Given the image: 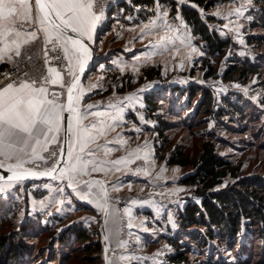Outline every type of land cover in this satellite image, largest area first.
Listing matches in <instances>:
<instances>
[{
	"label": "rangeland",
	"instance_id": "obj_1",
	"mask_svg": "<svg viewBox=\"0 0 264 264\" xmlns=\"http://www.w3.org/2000/svg\"><path fill=\"white\" fill-rule=\"evenodd\" d=\"M120 1L93 0L92 11L100 19L92 23L86 37L94 48L95 62L81 90L87 87L86 79L91 77L89 85L99 88L95 91L98 103L127 97L134 100L136 110L142 111V120L146 123L144 162L137 160L133 167L138 170L142 166L140 171L147 178L145 186L149 197H160L175 208L165 223L173 222L177 232L180 209L177 206L191 199L200 201L201 197L194 194V186L180 181L194 168L168 162L175 147H183L189 156L197 157L203 142L213 139L219 153L238 167L239 177H260L264 181V0L218 1L207 12L201 9L205 18L211 16V28L231 39L223 54H209L205 43L193 34L181 12H172L171 3L157 0L146 9L131 6V0H124L130 4V8L125 9L117 5ZM29 2L33 12L37 13L35 0ZM23 45L19 44L20 53ZM9 50L13 61L17 49L12 45ZM66 56L70 84L81 60L78 54L71 52ZM236 62L252 63L257 70L246 77L236 73L234 78L226 79L231 64ZM211 68L215 70L213 74L209 73ZM147 69L155 76L149 78L145 73ZM191 84L212 90L214 103L209 110L203 107L201 91L188 99L187 94L172 90L175 85L187 88ZM147 95L157 104L156 109L149 108ZM47 98L51 100L48 95ZM224 98L239 100L243 116L232 118L228 110L218 114V109L226 108ZM56 104L64 105L65 102ZM131 118L134 125H140L135 117ZM159 120L166 123L161 135ZM53 135L48 133L47 141L40 136L39 144L30 140L23 152L19 151L22 145L6 150L10 153L9 158L0 155V162L8 166L21 162L22 167L28 169L49 168L59 155L62 124L60 132L55 134L57 142H51ZM33 147L43 160L33 154ZM45 148L48 150L44 151ZM52 152L57 155L50 158ZM61 170L50 180L0 179V188H3L0 191L1 208L6 210L5 215H0V228L29 247V252L20 260L9 259L0 251V264H109L110 257H106L104 250L94 249L96 241L103 245L99 237L102 227H91L94 232L91 242L59 243L67 223L64 221V174ZM239 177L228 174L215 189L235 185ZM137 192V189L123 188L110 195V201L121 206ZM146 218L150 219L149 216ZM30 220L41 226L37 225L32 231L23 230ZM191 230L193 234H200L206 228L196 225ZM254 230L244 229L234 239L220 241L215 238L200 247L191 244L189 264H264V240ZM156 245L163 257L174 252L164 238ZM111 252L112 256L117 254L114 250Z\"/></svg>",
	"mask_w": 264,
	"mask_h": 264
},
{
	"label": "crops",
	"instance_id": "obj_2",
	"mask_svg": "<svg viewBox=\"0 0 264 264\" xmlns=\"http://www.w3.org/2000/svg\"><path fill=\"white\" fill-rule=\"evenodd\" d=\"M32 17L35 20L36 13L33 10ZM47 27L52 30L51 24H47ZM16 30L19 31V36L12 33L0 35V63L15 61L16 58L11 61L13 55L9 52L12 45L16 47L17 44H25V40L28 42L37 39L48 40L49 35L52 37L56 34L54 30L46 33L38 22L23 23V27ZM31 32L36 34L34 40L28 35ZM78 56L81 60L78 63L79 69L82 61L88 59L82 54ZM72 58L70 55V59ZM72 63L76 66L75 60ZM50 68L55 67L50 66ZM63 77L61 73V80ZM50 78H55L54 74L50 73ZM90 78L86 79L87 87L83 90L81 87L84 79L82 80L76 93L79 99H75L73 105L76 113H71L69 118L72 128L69 147L71 145L73 156L79 155L86 167L77 166L76 171H68L75 164V160L67 155L63 166L64 221H67L64 227L73 223H81L89 229L102 227L99 237L102 239L106 257H110L109 264H164L166 257L162 256L163 253L156 244L161 238H164L165 243H169L166 241L167 237L174 235L176 227H173V222L168 221L166 224L165 221L175 208L169 201L166 202L160 197H149L148 188L145 186L147 178L140 171L142 166L138 170L133 167L137 160L144 162L143 139L146 123H143L142 111L136 110L134 100L127 97L98 103L95 91L99 88L89 85ZM20 83L13 86L18 87ZM40 86L43 85H34V87ZM77 113L81 117L80 125L76 123ZM131 117H135L140 125H134ZM62 127L64 128L63 120ZM78 128L86 129V135L90 138L83 152L80 151L81 144L77 141ZM81 135L85 133L81 131ZM17 146L21 145L17 144L15 148ZM14 152L16 151L12 153ZM116 161L119 163H115ZM94 168L96 170H93ZM123 188L137 189L138 192L133 194L124 205L111 202L110 195ZM185 204L180 203L177 209H183ZM112 250L117 254L112 256Z\"/></svg>",
	"mask_w": 264,
	"mask_h": 264
},
{
	"label": "trees",
	"instance_id": "obj_3",
	"mask_svg": "<svg viewBox=\"0 0 264 264\" xmlns=\"http://www.w3.org/2000/svg\"><path fill=\"white\" fill-rule=\"evenodd\" d=\"M157 0H131V6H140L148 9ZM171 3L172 12L180 11L186 23L191 27L192 32L205 43L209 54H223L230 46L231 39L222 37L215 29H212L209 20L203 11H209L218 1L226 0H158ZM119 7L130 8V4L124 0L118 2ZM149 13V12H148ZM257 67L249 62L244 64L232 63L231 69L226 74V79H232L236 73L244 75L253 73ZM214 68L210 69V74L214 73ZM149 78L155 76L151 69L146 70ZM173 91L181 95L187 94L188 99H193L198 91H201L203 107L209 110L214 103V95L210 88L191 84L187 88L178 85L172 87ZM149 108L156 109V103L146 96ZM226 103L216 112L224 114L228 110L230 117H242L244 112L240 107L239 100L224 98ZM159 135L164 133L166 126L164 121L159 120ZM168 162L181 166L191 165L194 170L181 178V182L195 187L194 194L201 197L198 200H189L183 209L178 210L179 230L174 235L167 237V241L174 248V252L167 256L164 264H189V252L191 244L200 247L207 245L209 240L237 238L244 229H255L264 240V181L260 177H239V169L230 160L223 157L213 139H206L202 144V150L197 157L189 156L183 147H175L168 157ZM230 174L239 177L237 184L225 188L215 189L225 176ZM0 201V215H5L6 210L2 209ZM39 222L30 220L25 223L23 230H34ZM205 226L204 233L193 234V226ZM94 232L81 223L67 225L61 233L60 244L70 245L73 241L81 240L91 242ZM185 236L187 238H185ZM94 249L103 250L102 243L96 241ZM93 249V248H92ZM91 249V250H92ZM28 245L24 242L11 238L0 228V251L9 259L20 260L29 251Z\"/></svg>",
	"mask_w": 264,
	"mask_h": 264
},
{
	"label": "snow or ice",
	"instance_id": "obj_4",
	"mask_svg": "<svg viewBox=\"0 0 264 264\" xmlns=\"http://www.w3.org/2000/svg\"><path fill=\"white\" fill-rule=\"evenodd\" d=\"M35 7L37 13L35 20H33L32 9L28 4V0H0V35L12 33L19 36L20 33L16 28L23 27V23L38 22L43 26V30L46 33H50L52 30L55 31L56 41L59 42V46L63 48L66 54L71 52L73 55L82 54L87 56L88 48L83 41L71 36H65L61 29L70 28L72 32L79 33L81 36L88 34L92 23L100 19L92 11L93 0H35ZM53 13L55 14V20H59V23H56L54 19H50ZM47 24L52 25V30L47 27ZM28 35L33 40L36 38L35 32H31ZM49 42H52L51 35H49ZM24 43H28V41L25 40ZM69 45H71V48ZM19 47V44H17L16 56L21 54ZM45 54L47 55V53ZM56 59L60 60L61 57L57 56ZM80 68L83 71L82 63ZM48 71L54 74L55 77L50 81L52 84L61 81V73L59 71L55 68H49ZM44 81L45 83L49 82V78L44 77ZM35 84V80L31 84L26 81L21 82L18 87H14L13 84L9 83L0 90V155H4L6 159L10 155L6 150H12L19 144L22 145L19 151L23 152L29 146L30 140L34 139L35 143L39 144V137L44 136L47 141L48 133H54L51 137V142H57L55 134H58L61 130L63 111L67 110L76 113V109L73 107L74 97L72 94L73 89L77 86L76 81L68 88L66 109L64 105L56 104L54 100L47 98L48 90L46 87H34ZM75 99H79V97ZM76 123L77 125L81 124V117L78 113L76 114ZM93 127L95 126L93 125ZM68 131H72L71 126H69ZM81 131L85 135L82 136ZM86 134V129L78 128L77 141L81 144V152L84 151V147L87 146L90 140ZM47 150V148L44 149V151ZM32 151L38 159H44L42 155L36 153L35 147L32 148ZM61 152H63V149H61ZM56 155L55 152H52L50 153V158ZM67 155L75 160V164L68 171H76L77 166L86 167L79 155L73 156L71 145ZM115 163H119V161ZM0 167H3L2 162H0ZM21 167V162L10 166V170H13V176L9 179H23L24 175L15 171V169ZM93 170L96 169L94 168ZM54 171L55 168L51 169L50 172L41 174L50 175ZM64 172L65 170L62 169L61 174L63 175ZM32 174L36 175V173ZM0 191H3V188H0Z\"/></svg>",
	"mask_w": 264,
	"mask_h": 264
},
{
	"label": "built area",
	"instance_id": "obj_5",
	"mask_svg": "<svg viewBox=\"0 0 264 264\" xmlns=\"http://www.w3.org/2000/svg\"><path fill=\"white\" fill-rule=\"evenodd\" d=\"M51 38L52 42H49V39H37L25 43L22 46L20 56H17L14 62L0 63V89L9 83L16 85L21 81L32 83L35 80V85L47 87L48 96L51 99L57 103H64L69 84L67 77L69 73L68 58L63 48L59 46V42L56 41V36ZM57 56L61 57V59L57 60ZM50 66L63 73L65 78L63 77L61 82L56 84L50 82L51 78L48 71ZM44 77H48L49 82L45 83Z\"/></svg>",
	"mask_w": 264,
	"mask_h": 264
},
{
	"label": "water",
	"instance_id": "obj_6",
	"mask_svg": "<svg viewBox=\"0 0 264 264\" xmlns=\"http://www.w3.org/2000/svg\"><path fill=\"white\" fill-rule=\"evenodd\" d=\"M50 19L55 20V14L53 13ZM56 23H59V20H55ZM65 36H71L76 39H80L83 41L85 45H88L91 48V55L88 60H83V71H81V68L78 69V71L75 73L74 77L72 78L68 88L72 86L73 82L76 81V87L73 89V97L75 100L77 90L82 82V80L87 76V74L90 72L92 67L94 66L95 57H94V48L92 46L91 41L86 38L85 36H81L79 33L72 32L70 28H62L61 29ZM67 98H68V89H67V95L65 100V109L67 107ZM74 105V103H73ZM72 112H69L67 110L63 111V138H62V144L61 149H63V152H61L55 160V162L47 169H15V171L20 172L24 175L23 179H9L13 176V170H10V166L3 165V167H0V179L4 181H13V180H23V181H29V180H50L53 179L57 172L64 166L66 159H67V153L69 149V143H70V132L68 131V128L70 126V115ZM55 168L54 172H51L50 175H42L41 173L50 172L51 169ZM32 173H36V175H33Z\"/></svg>",
	"mask_w": 264,
	"mask_h": 264
},
{
	"label": "bare ground",
	"instance_id": "obj_7",
	"mask_svg": "<svg viewBox=\"0 0 264 264\" xmlns=\"http://www.w3.org/2000/svg\"><path fill=\"white\" fill-rule=\"evenodd\" d=\"M86 46H87V48H88V53H87L86 58L89 59V57H90V55H91V48H90L88 45H86ZM77 71H78V70H77ZM77 71H76V72H77ZM73 77H74V76H73ZM3 165H4V164H3ZM7 166H8V165H7ZM61 169H62V168H61ZM61 169H60V170H61ZM60 172H61V171H60Z\"/></svg>",
	"mask_w": 264,
	"mask_h": 264
}]
</instances>
